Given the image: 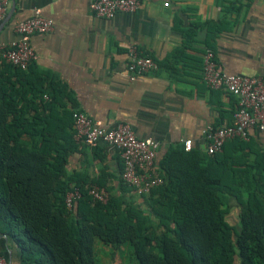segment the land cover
Listing matches in <instances>:
<instances>
[{"label": "trees", "instance_id": "obj_1", "mask_svg": "<svg viewBox=\"0 0 264 264\" xmlns=\"http://www.w3.org/2000/svg\"><path fill=\"white\" fill-rule=\"evenodd\" d=\"M73 107L68 89L34 61L26 70L0 63V233L20 264H97L96 240L115 251L128 245L137 264H264V151L251 138L213 155L171 147L155 166L163 183L138 194L122 170L116 183L103 169L68 172V158L87 146L74 138ZM92 186L106 203L91 198ZM72 189L80 198L68 210ZM229 197L238 230L226 221Z\"/></svg>", "mask_w": 264, "mask_h": 264}, {"label": "crops", "instance_id": "obj_2", "mask_svg": "<svg viewBox=\"0 0 264 264\" xmlns=\"http://www.w3.org/2000/svg\"><path fill=\"white\" fill-rule=\"evenodd\" d=\"M139 1L134 13L107 20L92 13L90 0H11L0 44L17 41L14 25L36 10L53 20L51 33L31 38L35 66L68 89L75 110L104 128L128 124L138 138L159 142L156 166L169 148H184L185 141L191 142V150H205L204 128L232 121L236 98L210 90L202 79L208 41L222 72L264 79V0ZM208 22L222 31L212 34L204 26ZM188 31L191 39L184 37ZM131 47L158 64L156 71L133 82L127 71ZM250 137L264 151V132L251 131ZM122 167L119 152L104 143L81 147L67 163L68 172L87 170L90 176L103 169L115 183ZM228 206L226 221L237 226L234 198H228ZM19 254L0 233V259L20 264Z\"/></svg>", "mask_w": 264, "mask_h": 264}, {"label": "built area", "instance_id": "obj_3", "mask_svg": "<svg viewBox=\"0 0 264 264\" xmlns=\"http://www.w3.org/2000/svg\"><path fill=\"white\" fill-rule=\"evenodd\" d=\"M10 1L0 0V27ZM139 6V0H90L89 2L92 13L107 20L114 18L118 13L132 14ZM53 29V20L42 17L40 10H36L32 17L14 25L17 41L10 46L0 44V63H9L26 70L35 60L31 46L32 36L49 34ZM128 57L127 71L131 82L139 76L158 69L156 61L140 54L133 47L129 48ZM202 78L210 90H222L236 98L231 125L208 126L202 131L207 140L205 147L207 154L221 152L224 144L233 139L248 142L251 131L264 132L263 78L228 75L222 72L218 68L214 52L210 49H206L203 54ZM73 130L75 140L83 141L89 147L104 143L116 149L123 163L121 178L138 194L147 193L163 183L162 179L155 175L159 142L138 138L128 124H119L113 129H106L100 122L92 120L81 111L73 113ZM184 150H191L190 141H185ZM89 195L94 201L101 203H106L108 199L107 194L96 186L90 188ZM79 198V191L72 189L65 197L66 208L71 210L74 202ZM0 264L8 263L0 259Z\"/></svg>", "mask_w": 264, "mask_h": 264}, {"label": "rangeland", "instance_id": "obj_4", "mask_svg": "<svg viewBox=\"0 0 264 264\" xmlns=\"http://www.w3.org/2000/svg\"><path fill=\"white\" fill-rule=\"evenodd\" d=\"M238 230V225H233ZM95 260L97 264H137L131 259V248L128 245L121 247L118 250L103 245L99 240L95 241Z\"/></svg>", "mask_w": 264, "mask_h": 264}]
</instances>
